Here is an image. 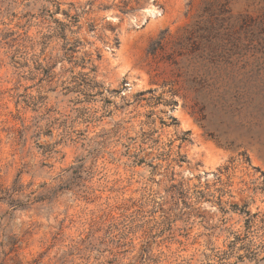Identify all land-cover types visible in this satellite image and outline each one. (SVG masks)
Here are the masks:
<instances>
[{"label": "rangeland", "instance_id": "rangeland-1", "mask_svg": "<svg viewBox=\"0 0 264 264\" xmlns=\"http://www.w3.org/2000/svg\"><path fill=\"white\" fill-rule=\"evenodd\" d=\"M212 25L248 50L198 61ZM262 26L264 0H0V264H264ZM91 68L102 94L66 89Z\"/></svg>", "mask_w": 264, "mask_h": 264}, {"label": "trees", "instance_id": "trees-1", "mask_svg": "<svg viewBox=\"0 0 264 264\" xmlns=\"http://www.w3.org/2000/svg\"><path fill=\"white\" fill-rule=\"evenodd\" d=\"M228 2L221 3V13H229L230 10L227 7ZM216 9L212 8V4H208L204 10L203 15L208 17L206 22L207 23H224L225 21L229 20L230 17L226 18H220L216 15L215 12ZM78 18V17H77ZM245 20L242 19L240 22V27L242 28L245 25ZM79 20L76 19V22ZM65 27V29H63ZM60 26V29L58 31L62 34L61 38H63L65 41H67V45L65 50L67 51L68 55L73 56L74 53L78 52L79 46L82 45V41L80 39H76L73 42L68 41L66 30L67 25ZM215 28L212 25V27L206 26L204 29L201 28V31L203 32V36L201 37V42L199 47L201 48V53L197 55L198 61H206L205 63H212L214 65H218L221 61V59H225L226 62L229 61L233 56L235 55H243L245 51L248 50L249 44H244L240 39L230 41V42H219L217 34H215ZM261 34H264V27L262 26V29L260 30ZM264 40V38L262 39ZM252 41V40H251ZM160 41H158L151 49L152 53H154L160 46ZM264 46V44H263ZM82 63H86L84 58H82ZM196 59V60H197ZM81 63V64H82ZM204 63V64H205ZM85 68V67H82ZM41 69L44 71L45 75L48 76L50 74L51 68L41 67ZM95 71L94 68H91L89 72H80L78 74L73 73L70 76V81H68L69 85L66 89H68L71 92H76L79 95H84L85 97H90L97 94L103 93V88L101 85L96 82L95 78L91 76V73ZM189 134V131L186 133V135ZM249 214V213H248Z\"/></svg>", "mask_w": 264, "mask_h": 264}]
</instances>
